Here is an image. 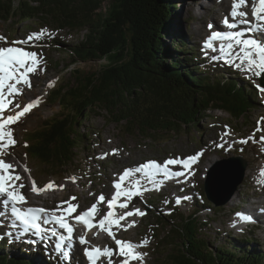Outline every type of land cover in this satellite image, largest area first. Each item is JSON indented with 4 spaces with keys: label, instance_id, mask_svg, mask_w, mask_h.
I'll use <instances>...</instances> for the list:
<instances>
[{
    "label": "rangeland",
    "instance_id": "rangeland-1",
    "mask_svg": "<svg viewBox=\"0 0 264 264\" xmlns=\"http://www.w3.org/2000/svg\"><path fill=\"white\" fill-rule=\"evenodd\" d=\"M222 1L177 0V3L179 2L177 13L181 23L176 22L174 25L172 21L171 35L167 38L163 37L162 41L167 40L166 44L170 45L171 50H174L173 45H171L172 35L175 33L182 36L187 45L185 48H193L192 51L195 52V55H191V52L188 51V55L175 53L174 57L182 59L186 56L188 58L198 56L202 61L195 65L196 68H202V73L213 79L235 78L238 79L237 82L240 85L247 86L251 91L254 90L257 93L256 102L254 107L248 111V114L235 121L225 109L211 110L202 117L203 119H200L198 128L183 127L176 132L161 133L154 140L145 139L137 133H131L132 135L126 133L117 123L109 122L110 118L103 112L96 111L88 119L73 115L70 121V127L74 130L73 138H76V140L83 138L81 134L85 130L90 134L80 144V149L78 148L80 157L75 158L76 161L67 169H61V175L58 173L39 175L35 165L27 158L23 142L24 134L41 129L50 117L56 115L55 118H58L62 114V112H59L60 107L58 104H50L46 100V92L50 88L55 86L58 88L64 83L66 85L75 83L74 75H72L74 70L81 72V74H95L100 69L107 67L108 64L103 59L87 61L78 59L75 63H68L69 66L66 67L65 64L68 61L65 51L71 50L73 45L82 39L86 29H79L80 32H72L67 29L59 31L53 24L41 26L39 22L25 21L24 25H19L18 21H7L5 24L0 21V34L3 32L4 37L8 39L9 37L11 39L23 38L31 33L39 32L41 29L47 30V34L36 41V50L39 57L42 58L40 70L34 74L31 82L32 87L28 88L26 86L24 91L21 90V95L16 97V103H20L21 106L27 102L24 98L25 95H29L31 100L39 97L40 102L38 106L21 117L16 124L10 126L16 144L3 157L5 161L13 164L17 172L24 177V181L28 182V190L30 195L32 194V205L43 204L47 208L57 210L68 207L65 205V202L68 201L76 204L78 206L77 210L81 211L90 204L96 203V196L99 193L111 197V181L115 179L121 170L129 168L133 171L126 188L139 190L141 194L134 196L128 202L129 208L127 210L131 211L138 208L143 211L144 215L128 217L125 220L126 225L131 224L132 221H135V224L127 227V230L123 227L113 226L112 231L115 233L116 239L126 240L134 245H141L136 247L135 251L144 254L143 260H136L132 264H168L166 255L167 250L171 249L170 246L157 249L156 239H158L160 226L156 222V216L169 214L172 210L171 207L174 206L179 208L184 215H188L189 212L193 211L192 206L196 203L204 204V208L203 211L195 215L201 221L207 219L211 222L209 232L212 237H206L209 242L215 246H219L221 243L228 250H232L234 242L228 243L226 238H235L239 242L247 241L250 246H255L257 250H259V247L263 248L264 208L253 209V207H255L254 202L264 201V177L257 173V179H250L251 168L254 167V163L251 161L252 150L258 149L260 160L264 161V142L260 140V137L264 136V92H261L258 88L260 77H256L252 72H246L243 69L238 70L226 62H222L221 60H225L224 58H213L214 56H209L210 54L207 52H201V44L208 37L210 31L209 24H212L213 27L215 25L220 26V19L231 8L230 2L229 4H223ZM249 5L251 6V0H249ZM109 6V1H106L99 11L105 13ZM200 27L203 30L199 34L196 29ZM11 30L15 31L12 32ZM53 38L63 43V45L56 44V50L49 47L48 42ZM0 42V46L7 44L4 41ZM55 61L59 63L58 66L54 65ZM196 62L194 61V63ZM214 72L217 73V77H214ZM49 83L51 87L48 86ZM257 129L260 130L257 131ZM255 134L257 137H255ZM244 140H248V142L241 143ZM87 145L88 148H86ZM252 145L254 146L250 147ZM197 153L203 155L198 162L190 167V170L186 171L183 179L175 176L166 178L159 171H154L151 174V179H149L143 172L137 173L134 171L135 168L148 161H155L157 164L163 165L167 159L179 158L182 160L185 156H192ZM232 156H240L247 162L245 177L238 187V192L230 200V202L232 201L231 204L215 207L208 202L209 204L206 205L198 193L199 190L203 191L206 171L221 161L223 157L230 158ZM169 167L175 169L181 167V165H169ZM25 168L27 171H25ZM46 170L42 168L43 172ZM32 181H35L39 188H43L47 182H54L56 187L36 194L31 190ZM136 181H139V184L134 187ZM52 191H55L56 194ZM72 197H75V200ZM175 197L180 198V204L176 203ZM184 197H187V199H184ZM121 202H125L124 197H122ZM59 203L64 204L66 207L60 206ZM262 205L264 207L263 203ZM123 211L125 210L119 209L115 212L119 214ZM250 212H253L255 217ZM238 213H246L248 219L242 220L237 215ZM252 219H254L253 222ZM249 224L251 228H248L247 225ZM121 225H124V223L121 222ZM103 233L106 235L104 241L97 238V236H92L90 245L78 249L82 257L78 256L77 251L74 254L71 252L72 262L69 264H85L84 250H82L85 247L98 244L102 247L108 246L114 249L115 240L109 237L106 232L103 231ZM216 237L217 240L214 239ZM144 241H147V243L143 244ZM30 246L32 247V245ZM48 247L51 251H56L54 247L51 248L49 245ZM26 250L34 252V254H29L32 255L35 264H66L65 261H67L65 257H54L50 250L45 251L43 255L40 254L39 250H31L28 247H26ZM5 251L11 254L13 251H20V248L15 247L14 250L7 248ZM30 255L27 256L29 259H31ZM75 255H77L76 258ZM122 259L120 258L118 261H122ZM104 264H108V261H105Z\"/></svg>",
    "mask_w": 264,
    "mask_h": 264
},
{
    "label": "trees",
    "instance_id": "trees-1",
    "mask_svg": "<svg viewBox=\"0 0 264 264\" xmlns=\"http://www.w3.org/2000/svg\"><path fill=\"white\" fill-rule=\"evenodd\" d=\"M106 1L110 6L102 13L99 10ZM178 5L177 0H0L3 22L86 29L81 41L69 50L66 67L78 59L108 63L95 74L74 70L75 83H64L48 95L49 103L58 104L62 114L50 117L41 129L24 137L28 160L40 176L73 163L78 142L88 138L86 130L83 138H73V115L88 119L96 111L103 112L126 133L154 140L161 133L198 128L200 119L211 110L225 109L238 121L254 107L257 93L240 85L238 79H213L202 73L195 65L200 62L197 56L174 57L175 53L195 55L193 48H185L182 36L172 35L174 50L167 40L162 41L171 35L173 23H181ZM192 208L188 215L174 207L168 216H156L160 226L157 249L170 246L168 264H264V248L257 250L247 241L226 238L234 242L232 250L209 242L211 222L195 215L204 204ZM3 245L11 247L0 242V264H34L25 248L9 254Z\"/></svg>",
    "mask_w": 264,
    "mask_h": 264
},
{
    "label": "snow or ice",
    "instance_id": "snow-or-ice-1",
    "mask_svg": "<svg viewBox=\"0 0 264 264\" xmlns=\"http://www.w3.org/2000/svg\"><path fill=\"white\" fill-rule=\"evenodd\" d=\"M248 6V0H232L230 12L222 21L225 28L229 30L210 31V35L205 39L203 48L211 49L215 52L217 49L214 47L213 42L219 41V52L225 58L226 63L238 70L243 69L246 72H252L256 77L264 78V40L257 39L256 35H253L264 33V0H251V20L248 19L249 14L241 10ZM237 24L247 25V27L244 31H232V29L237 28ZM208 27L211 30L213 25L209 24ZM46 34L47 30L41 29L39 32L29 34L26 39L12 41L9 46H0V157L6 155L7 149L16 144L10 126L16 124L21 117L38 106L40 102L39 97H37L21 106L20 103H14V100L17 96L21 95L18 85L22 84L28 88L32 87L30 74L37 71L42 59L38 56L37 52L27 50L23 45H27L34 40L39 41ZM0 41L7 43L4 37H0ZM236 48H238V52H234ZM48 86L51 87V84L49 83ZM258 88L261 92H264V86L258 85ZM12 108L17 110L12 112ZM259 130L257 129V131ZM260 140L264 142V136L260 137ZM247 142L248 140L241 141V143ZM200 155V153H197L182 160L179 158L167 159L164 161L163 166L157 164L155 161H148L135 168L134 171L137 173L143 172L149 179H151V174L154 171L162 172L166 178L173 176L177 178L184 177L186 171L190 170L191 165L198 160ZM169 165H182L184 171L172 172L169 170ZM25 171H27L26 168ZM132 171V169L124 170L119 176V181L114 182L113 187L116 191L110 200H106L103 195H100L96 203H93L90 208L75 216V220L82 223L86 229L91 230L94 227H98L115 240L118 255L123 258L121 264H130V261L136 260L142 261L144 255L135 251V248L141 245H134L126 240L116 239L115 233L112 231L113 226L123 227L127 230V227L134 226L135 221H132L129 225H121V221H125L128 217L144 215L143 211L138 208L131 211L127 210L129 208L128 202L134 196L141 194L139 190L122 187L123 182L130 177ZM259 175L264 177V168L260 169ZM21 180L22 177L16 174L15 167L7 163L3 158H0V204L5 207L10 205L11 215L23 225V232L26 233L33 230L34 234L39 236L42 233V229L41 225L37 223L40 219L38 213H47L48 210L44 208L22 210L18 207V205L27 202L26 197L20 191L24 187L23 183H16ZM138 184L139 181H136L134 187ZM55 187L54 182H49L43 188H39L35 181H32L31 190L36 194H40ZM121 197L125 198V202L118 203ZM72 199L75 200V197H72ZM184 199H187V197H184ZM180 202V198H177L176 203L180 204ZM102 203L107 204L108 211L103 214L97 223H94L95 217L100 215L101 212L98 205ZM77 207L76 204L68 203V207L64 208L60 215H57L55 210L51 211L50 219L67 233V236L57 237V250H60L66 241H71L74 229L69 225L67 219H65V215L70 216L72 213H76ZM117 207L125 211L117 214L114 211ZM237 215L240 216L239 213ZM241 218L248 219L246 217ZM43 223L48 224L49 219L45 218ZM51 235L57 236V233L53 230ZM79 243L81 245L88 243L85 235L79 237ZM142 243L146 244L147 241ZM69 254L67 251L62 253L65 258ZM84 255L90 264H97V261L102 257L107 258L108 264H114L112 259L114 252L108 246L102 249L98 246L85 247Z\"/></svg>",
    "mask_w": 264,
    "mask_h": 264
},
{
    "label": "water",
    "instance_id": "water-1",
    "mask_svg": "<svg viewBox=\"0 0 264 264\" xmlns=\"http://www.w3.org/2000/svg\"><path fill=\"white\" fill-rule=\"evenodd\" d=\"M246 165L241 157H231L222 159L209 170L204 191L216 207L224 206L234 196L245 176Z\"/></svg>",
    "mask_w": 264,
    "mask_h": 264
},
{
    "label": "bare ground",
    "instance_id": "bare-ground-1",
    "mask_svg": "<svg viewBox=\"0 0 264 264\" xmlns=\"http://www.w3.org/2000/svg\"><path fill=\"white\" fill-rule=\"evenodd\" d=\"M222 3L224 4H229V1L228 0H223L222 1ZM243 9V8H242ZM241 9V10H242ZM216 18V17H215ZM213 22V21H212ZM224 28V27H223ZM202 27H200V28H197L196 29V32L197 33H201L202 32ZM257 39H264V37L263 36H259V37H256ZM204 52H206V51H204ZM197 55V54H196ZM209 56H212V54L211 55H209ZM197 60H198V58H197ZM253 74V73H252ZM258 103V102H257ZM133 128V127H132ZM255 137H257L256 136V134H255ZM246 139V138H245ZM256 140H257V138H256ZM257 143V142H256ZM249 145V144H248ZM254 145H252V146H250V147H253ZM261 146V145H260ZM253 149V148H252ZM261 149V148H260ZM245 151H246V145H245ZM253 152H252V156H251V161L254 163V167L253 168H251V172H250V179L251 180H255V179H257V173H259V171H260V169L261 168H264V161H261L260 160V157H259V151H258V149H253L252 150ZM104 153V152H103ZM253 153H256V154H253ZM106 155V154H105ZM262 157V156H261ZM1 158V157H0ZM263 160V159H262ZM7 162V161H6ZM8 163V162H7ZM10 164V163H9ZM118 167V166H117ZM119 169V168H118ZM207 170V169H206ZM177 183V182H176ZM71 189V188H70ZM53 193H55V191H52ZM56 194V193H55ZM58 197V196H57ZM234 198V197H233ZM68 202V201H67ZM69 203V202H68ZM68 203H65V205L66 206H68ZM232 203V201L231 202H229V204H231ZM262 203L264 204V201L263 202H261V201H258V202H254V204H255V207H253V209H263L264 207H263V205H262ZM117 210H119V208H117ZM251 214H252V216L253 217H255V215H254V213L253 212H250ZM250 214V215H251ZM240 215H242V216H244V217H246V213H241ZM127 220V219H126ZM242 220H245V219H242ZM122 223H124V225H126V221H121ZM249 222V221H248ZM237 223H238V221H237ZM49 224V226L50 225H52L51 224V221L48 223ZM264 226V225H263ZM104 234V235H103ZM102 234V237H101V240H103L104 241V238H105V233H103ZM67 245V244H66ZM69 250H71V252H73V254L77 251L78 252V256L80 257H82V255H81V253H80V251L79 250H77V249H75L74 248V246L72 245V244H70L69 246ZM23 248H25V246L23 247ZM33 254H34V252H33ZM31 256V255H30ZM40 256V255H39ZM76 256L77 255H75V258H76ZM35 257V256H34ZM29 259V258H28ZM30 260V259H29ZM50 262V261H49ZM85 264H86V262H85Z\"/></svg>",
    "mask_w": 264,
    "mask_h": 264
}]
</instances>
